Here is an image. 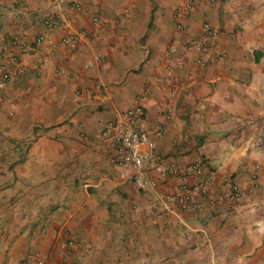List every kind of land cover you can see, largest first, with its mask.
<instances>
[{"label":"crops","instance_id":"0c3cea01","mask_svg":"<svg viewBox=\"0 0 264 264\" xmlns=\"http://www.w3.org/2000/svg\"><path fill=\"white\" fill-rule=\"evenodd\" d=\"M178 1L0 0V61L11 65L0 87V264H264V26L248 19L236 29V0H193L179 31ZM56 13L67 26L54 39L88 35L76 49L49 53L33 42ZM204 21L220 31L229 63L195 48L169 52ZM14 35L31 47L10 62ZM177 57L171 76L155 71ZM136 103L146 126L160 130L155 151L165 165L202 159L213 170L206 192L194 191L197 208L158 202L179 193L162 164H144L155 189L119 176L101 132L109 121L122 126ZM255 165L260 188L250 195ZM224 178L244 190L240 201L221 197Z\"/></svg>","mask_w":264,"mask_h":264},{"label":"built area","instance_id":"2783aa9c","mask_svg":"<svg viewBox=\"0 0 264 264\" xmlns=\"http://www.w3.org/2000/svg\"><path fill=\"white\" fill-rule=\"evenodd\" d=\"M210 4H214L215 0H209ZM72 10H80L81 6L78 3L69 5ZM193 9V0H179L172 11V19L179 31L184 30L183 20L191 15ZM98 16L93 18V21L98 22ZM46 30L39 33L34 38L33 42L37 44L45 43L49 53H53L59 46L66 49H76L81 37H87L86 33L68 32L60 39L56 40L51 32L57 26L66 27V23L61 19L59 14H51L43 20ZM220 31L204 21L198 33L189 37L186 40L174 38L169 45V52L175 53L178 47L183 50L195 48L199 51H211L214 62L227 64L230 61L228 50L224 46L218 44ZM11 53L10 62H16L17 58L26 53L30 49V42L21 35H14L10 39ZM95 58H101L100 54H96ZM181 65L180 57L175 58L174 63L170 59L164 58L162 62L157 64L154 69L156 72L169 77L172 75L174 68ZM11 65L6 61H0V87L10 79ZM160 130L148 128L145 123L144 108L136 103L128 108L124 113V124L119 126L116 121H109L101 132V136L106 139L112 148L114 164L119 170V176L125 181H131L140 190L155 189L157 183L154 179L148 178L145 175L144 164L154 162L162 164L161 171L170 176L176 177L179 181V193L158 194V202L169 203L177 202L178 210H188L197 208L198 205L193 201L195 190L206 192L208 183L213 180L214 172L210 169L206 161L199 159L191 162L184 168L176 164H164V158L155 151V135H159ZM31 139L22 142V149L25 150L29 146ZM258 165H255L253 172L250 175V185L247 192L250 195H255L259 191L258 181ZM129 171L131 173H129ZM190 177H195L198 180L197 185L191 189L187 186V181ZM224 183L229 185L227 190H224L221 197L229 203L240 201L245 192L241 186L229 178L223 179ZM75 245L72 239L66 243L67 247ZM27 264H32V260H26ZM38 264H46L42 259H38Z\"/></svg>","mask_w":264,"mask_h":264},{"label":"rangeland","instance_id":"374dc122","mask_svg":"<svg viewBox=\"0 0 264 264\" xmlns=\"http://www.w3.org/2000/svg\"><path fill=\"white\" fill-rule=\"evenodd\" d=\"M237 1V16L239 26L236 29H242L243 22L250 20L251 22H257L264 26V0H236ZM218 0H215L214 4H217ZM254 17V18H253ZM261 118V117H258Z\"/></svg>","mask_w":264,"mask_h":264}]
</instances>
